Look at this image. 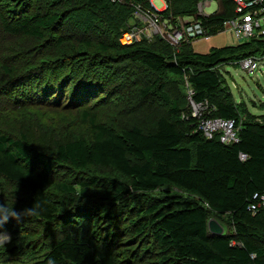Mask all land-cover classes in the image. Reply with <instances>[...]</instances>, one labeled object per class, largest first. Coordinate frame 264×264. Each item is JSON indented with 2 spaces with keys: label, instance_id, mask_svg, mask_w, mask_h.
<instances>
[{
  "label": "trees",
  "instance_id": "16d2710c",
  "mask_svg": "<svg viewBox=\"0 0 264 264\" xmlns=\"http://www.w3.org/2000/svg\"><path fill=\"white\" fill-rule=\"evenodd\" d=\"M32 1L25 0L28 9L22 14L12 19L4 14L0 18L5 34L35 40H45L47 33L50 37L58 35L56 47L72 40L76 34L78 42L91 46L87 38L90 39L93 31L106 39L111 29L115 40L99 44L102 52L115 55L88 65L97 68L105 61L110 64L126 60L142 65L159 76L152 85L142 89L141 94L147 99L153 95L166 99L161 82L165 75L188 76L196 101L208 100L216 108L214 117L234 120L239 127L240 142L224 145L217 138L206 139L198 132L194 120L183 119V110L175 100L168 116H160L154 130L149 132L133 125L118 133L98 123L97 114L84 111L82 118L90 127V139L62 143L52 155L39 150L24 131L14 136L0 128V177L27 192L24 208L39 205V214L28 217L53 228L60 217L59 209L47 190L55 174L66 168L82 171L102 167L114 170L125 181L92 179L89 185L98 187V191L95 200L86 204L99 213L111 215L117 222L130 213L140 217L129 223L138 227V235L148 230L153 232V239L167 254L169 264H264V213L254 215L249 211L255 196L264 193V122L242 121L231 96L221 89L223 76L219 71L222 64L254 57L255 53L263 51L264 36L236 46L213 49L208 54L196 53L193 42L183 43L178 52L164 41H144L126 47L119 43V37L128 29L137 7L153 8L150 0H78V3L69 0V5L75 3L61 13L52 8L47 13L32 11ZM202 1L205 0H166L167 6L161 14L172 23L178 18L194 17L202 22L209 37L225 31L224 22L235 16L233 0H208L218 3L217 11L208 16L198 12ZM50 2H54L55 8L59 3ZM74 57L78 54L71 59ZM86 57L90 60L95 56ZM3 68L8 75L14 71ZM66 70L63 81L53 78V67L46 66L34 68L16 84L11 82L20 75H14L2 86V95L7 101L5 94H13L15 99L27 100L32 105L60 107L58 101L63 100L60 95H64L67 87L69 90L73 85L85 87L87 100L105 92L106 84L90 76L86 62L79 58L73 59ZM68 74L75 76L72 82H66ZM87 81L93 83L86 84ZM74 91L69 101L83 103L78 89ZM44 96L50 99L45 100ZM242 154L247 157L244 161ZM170 186L182 189L192 198L178 200V207L169 212L162 210L165 205L161 199L153 197H147L139 213L133 208L135 197ZM65 189L75 191L66 186ZM70 201L75 208L83 204ZM89 213L79 212L80 215ZM76 214L71 216V223ZM212 215L219 222L220 218L228 217L231 231H224L223 235L210 233ZM49 259H54L55 264H119L106 246L79 232L67 233L52 243L45 254L27 264H48Z\"/></svg>",
  "mask_w": 264,
  "mask_h": 264
},
{
  "label": "rangeland",
  "instance_id": "374dc122",
  "mask_svg": "<svg viewBox=\"0 0 264 264\" xmlns=\"http://www.w3.org/2000/svg\"><path fill=\"white\" fill-rule=\"evenodd\" d=\"M50 1L34 0L30 9L41 13H47L51 8L63 12L75 2H79L75 0L69 5V0H54L55 3L59 2L55 8L54 2ZM150 2L157 10H164L163 7L167 6L166 0H150ZM27 9L25 0H0V18L5 14L12 19ZM217 9L218 3L212 1V4L205 9V15H211ZM114 29L116 30L115 27ZM108 31L111 32V29ZM109 32L105 39L104 35L93 31L90 39L87 38L91 41V46L78 42L79 40L75 39L77 35L73 34L72 40L56 47L58 35L50 37L47 33L45 40L15 37L5 34L0 24V128L14 136H18L21 130L24 131L39 150L52 155L57 146L62 143L90 139V127L82 118L84 111L97 114L98 123L111 127L118 133L133 125L141 127L146 132L153 131L158 118L168 116L174 100L183 110L182 115H187L189 107L185 89L188 85V76L177 77L167 74L161 79L167 93L166 99L169 101L157 95L147 99L141 94L142 89L152 85L159 76L149 72L142 65L127 60L110 64L105 61L103 65L99 63L97 68L87 64L89 62L98 64L96 61L99 62L101 58L104 60L107 56L115 55L105 54L100 49L101 41L112 43L115 40V34ZM245 42V40L236 39L233 33L227 30L210 36V38L193 41L192 46L196 53L208 54L213 49L236 46ZM31 51L32 55H30ZM65 54L69 55L62 56ZM76 54L78 57L71 59ZM86 56L95 57L87 60ZM253 56L259 61V69L254 73L243 70L239 64L240 61L219 66V71L223 76L221 89L231 96L243 122H264V50ZM76 58L86 62L90 76L106 84L105 92L101 91L91 100H87L83 92L85 87L73 85L72 89L69 90L67 87L63 90L64 95H60L63 97L62 102L58 101L60 107L48 104L32 105L27 100L22 102L15 99L13 94H5L7 101L2 95V86L9 83L10 77L20 75L14 82H11L16 84L37 67H53L51 76L63 81L65 72H68L65 69H68L69 64ZM3 67L14 71L8 75ZM74 78L75 76L68 74L66 82H72ZM96 80L92 81L96 82ZM92 83L91 81L86 82V84ZM76 89L80 96L79 100H83L81 104L77 101L73 103L69 101ZM44 97L45 100L50 99L47 96ZM45 100L42 102L45 103ZM185 146L192 147L188 143H185ZM95 178L125 181V178L114 170L102 167H91L82 171L66 168L56 173L48 187L47 194L59 209V220L53 228H48L44 223L35 222L28 216L20 224H17L15 220H10L4 229L11 235L12 240L11 243L0 244V264L30 263L34 258L45 254L52 243L69 232H79L100 242L115 254L119 264H169L166 260L167 254L153 239V232L148 230L145 234L138 235V227L129 223L140 217H133L134 214L130 213L129 217L117 222L111 218V215L99 213L96 208H90L86 204V202L95 200L94 195L98 187L89 185V182ZM65 186L75 191L71 192L65 189ZM0 195L2 196L0 204H5L9 209L17 211L24 209L25 200L28 197L25 190L1 177ZM147 197L161 199L165 205L162 210L165 212L175 210L178 207L176 203L178 200L192 198L182 189L170 186L147 194V196L135 197L133 208L138 213L144 208ZM70 199L77 204H83L77 208L71 207L74 203ZM75 212L78 214L74 216L75 221L71 223V216ZM79 212L90 213L80 215ZM81 216H86V218L82 219ZM218 223L225 232L231 231L228 217L220 218Z\"/></svg>",
  "mask_w": 264,
  "mask_h": 264
},
{
  "label": "built area",
  "instance_id": "2783aa9c",
  "mask_svg": "<svg viewBox=\"0 0 264 264\" xmlns=\"http://www.w3.org/2000/svg\"><path fill=\"white\" fill-rule=\"evenodd\" d=\"M233 2L235 16L224 22L223 29L233 33L236 39L246 42L264 36V0H233ZM211 4L212 1L208 0L200 2L199 14L208 16L205 15V9ZM151 6L153 7L151 9L137 7V12L130 20L128 29L119 37V43L122 46H132L144 41L150 43L164 41L178 52L185 42L210 38L202 22L195 20L194 17L178 18L175 23H172L170 19L164 18L161 14L162 10H157L152 2ZM239 64L243 70L250 73L259 69V61L254 57L243 59ZM185 91L189 112L183 115L184 120H194L198 132L208 140L217 138L224 145L240 142L239 127L234 120L214 117L215 106L208 100L196 101V92L189 82ZM246 159V155L242 154L241 160ZM249 211L254 215L264 213V193L255 196Z\"/></svg>",
  "mask_w": 264,
  "mask_h": 264
},
{
  "label": "clouds",
  "instance_id": "9594fccd",
  "mask_svg": "<svg viewBox=\"0 0 264 264\" xmlns=\"http://www.w3.org/2000/svg\"><path fill=\"white\" fill-rule=\"evenodd\" d=\"M39 214V205L33 204L32 207H26L20 211L9 209L5 204H0V244L11 243V235L4 229V226L10 221L15 220L17 224L23 222L27 216ZM48 264H55L54 259H49Z\"/></svg>",
  "mask_w": 264,
  "mask_h": 264
},
{
  "label": "water",
  "instance_id": "95a60500",
  "mask_svg": "<svg viewBox=\"0 0 264 264\" xmlns=\"http://www.w3.org/2000/svg\"><path fill=\"white\" fill-rule=\"evenodd\" d=\"M209 231L214 235L224 234V228L218 223L217 220H211L209 222Z\"/></svg>",
  "mask_w": 264,
  "mask_h": 264
},
{
  "label": "crops",
  "instance_id": "0c3cea01",
  "mask_svg": "<svg viewBox=\"0 0 264 264\" xmlns=\"http://www.w3.org/2000/svg\"><path fill=\"white\" fill-rule=\"evenodd\" d=\"M163 8H165V7H163ZM163 10V9H162Z\"/></svg>",
  "mask_w": 264,
  "mask_h": 264
}]
</instances>
